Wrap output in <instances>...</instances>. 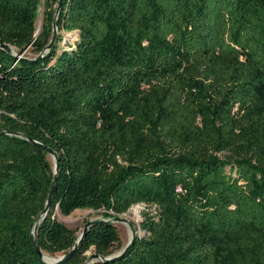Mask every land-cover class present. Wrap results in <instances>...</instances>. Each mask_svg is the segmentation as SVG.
Listing matches in <instances>:
<instances>
[{
    "label": "trees",
    "instance_id": "trees-1",
    "mask_svg": "<svg viewBox=\"0 0 264 264\" xmlns=\"http://www.w3.org/2000/svg\"><path fill=\"white\" fill-rule=\"evenodd\" d=\"M1 44L0 264H52L34 227L67 253L82 230L56 210L140 203L142 233L91 264H264V0H0ZM27 138L57 155L46 212L53 167ZM90 249H123L111 221L55 264Z\"/></svg>",
    "mask_w": 264,
    "mask_h": 264
},
{
    "label": "rangeland",
    "instance_id": "rangeland-1",
    "mask_svg": "<svg viewBox=\"0 0 264 264\" xmlns=\"http://www.w3.org/2000/svg\"><path fill=\"white\" fill-rule=\"evenodd\" d=\"M42 12L43 8L41 7L38 14V25L41 23L42 19ZM63 34H66L64 31H61ZM14 51H16L15 48L12 47ZM20 55L22 56H33L34 54L30 52L29 48H26L23 50ZM47 158L49 162L51 163L52 167L54 166V156L50 153L47 154ZM145 210H149L151 212L155 211L154 206H146L144 203L136 204L128 209L126 213L120 214V215H105L102 210L94 211V210H87V209H76L69 215H62L58 210L55 211L57 219L64 222L68 226L72 228H77L78 230H82L84 224L89 221L93 220H100L105 219L109 221H113V218L118 216L122 219L120 222H114L113 224L117 227L121 245L124 247L129 240L131 239L133 234L136 233H142L139 228V222L142 219V212ZM93 253V249H90L85 252L86 257L88 258L85 262V264H91L93 261V258L89 260ZM47 254V253H44ZM49 257L56 258L58 256H61L63 254H57V255H49Z\"/></svg>",
    "mask_w": 264,
    "mask_h": 264
},
{
    "label": "water",
    "instance_id": "water-1",
    "mask_svg": "<svg viewBox=\"0 0 264 264\" xmlns=\"http://www.w3.org/2000/svg\"><path fill=\"white\" fill-rule=\"evenodd\" d=\"M59 6H60V2L58 3V8L56 10V14L58 13V9H59ZM41 29V23L37 29V34L39 33ZM56 34H57V27L55 26V23L53 24V30H52V38H51V41L48 45V47L51 46V44L54 42L55 40V37H56ZM0 47L2 49H5L7 51H12V47H10L9 45H6V44H1ZM23 56L22 55H17V58H22ZM27 140L33 144H35L36 146L42 148L45 152L47 153H50L54 156V168H53V172H54V178L52 180V184H51V187H50V190H49V193H48V198H47V202H46V206L44 208V212H46L49 208V204H50V200H51V197L53 195V191H54V185H55V181H56V174L58 172V159H57V155L56 153L53 151V149L49 148V147H46L44 146L43 144L31 139V138H27ZM122 221V219L118 216L114 217L113 218V221H111L112 223L114 222H120ZM93 223V221H89V222H86L82 228V231L81 233L79 234L78 236V239L76 241V243L74 244V246L65 254L61 255V256H58L56 258H53V257H49L50 259H45L46 255L40 250L39 246H38V243H37V240H36V228L34 227L33 228V231L31 233V241H32V244H33V247H34V251L47 263H52V264H55V263H62V262H65L70 256L71 254L75 251V249L78 247L79 243L81 242L83 236L85 235L86 231H87V228ZM136 234H133L131 239L129 240V242L123 247V249L118 252L117 254L115 255H111L109 257H102V256H99V255H96V254H92L90 259L92 258H101V259H104V260H108V259H112L114 257H117L118 255H122V253L128 248V246L130 245V243L132 242V240L134 239ZM89 259V260H90Z\"/></svg>",
    "mask_w": 264,
    "mask_h": 264
},
{
    "label": "bare ground",
    "instance_id": "bare-ground-1",
    "mask_svg": "<svg viewBox=\"0 0 264 264\" xmlns=\"http://www.w3.org/2000/svg\"><path fill=\"white\" fill-rule=\"evenodd\" d=\"M53 168H54V167H53ZM45 255H46L45 259H48V260H49V259H50L49 256H48L47 254H45Z\"/></svg>",
    "mask_w": 264,
    "mask_h": 264
}]
</instances>
